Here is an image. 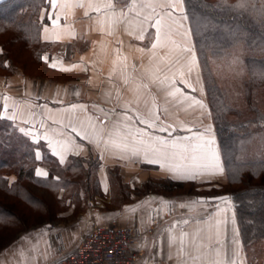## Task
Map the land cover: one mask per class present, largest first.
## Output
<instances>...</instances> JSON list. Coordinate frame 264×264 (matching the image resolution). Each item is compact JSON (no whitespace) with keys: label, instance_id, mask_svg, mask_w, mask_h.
Here are the masks:
<instances>
[{"label":"crops","instance_id":"crops-1","mask_svg":"<svg viewBox=\"0 0 264 264\" xmlns=\"http://www.w3.org/2000/svg\"><path fill=\"white\" fill-rule=\"evenodd\" d=\"M84 2L85 8L68 9L66 14H60V19L56 20L59 9L54 10L47 0V5L40 12V36L46 46L41 54V68L51 74L31 75L20 66L12 67L11 74H0V114L4 117L13 115L12 105H17L16 119L11 120L19 129L24 128L39 137L34 140L29 136L42 143L59 163V157L53 156L48 140L44 137L47 134L54 141L67 142L69 151L65 153L64 163H60L62 165L68 164L74 156L97 161L95 178L99 193L94 195L96 201L91 199L90 203L104 206L105 201L111 200L108 194L113 188V177L118 174L120 184L125 189L124 195L135 200L116 210L95 211V208L89 207L84 212L74 214L71 222L61 223L52 230H47L43 225L31 227L0 246V264H46L76 246L94 224L106 223L112 217H117L121 224L143 230L153 228L152 233L145 235L146 256L143 264H180L177 248L170 249L167 243L168 230L172 226H175L173 230L178 237L181 233L191 236L200 229L204 244L219 248L221 259L227 253L228 259H234L236 264H251L231 197H228L230 201L222 199L211 202L191 196L176 198L159 193L136 195L130 191L131 187L158 178L191 181L199 184L201 190L220 187L227 181L215 124L212 114L209 115L211 111L184 0L183 15L187 19L180 20L178 24L167 20L171 31L167 33V39L162 36L156 48L152 47L156 43L154 20L151 24L143 25V39L139 38L141 33L134 26L137 20L135 12L128 15L132 25L122 23L109 35L107 26L101 31L97 22L98 14L87 8L88 0ZM94 2L104 4L109 0ZM113 2L119 10L124 7L125 0ZM143 2L145 0H137V3ZM156 11L160 12L161 9L157 8ZM172 16L174 19L181 17L179 7L172 11ZM186 48H192L196 54L194 65L190 63L191 53L185 51ZM170 92L175 95H169ZM5 96L10 98L7 113L3 110ZM126 103L132 111L125 108ZM200 104L205 107L201 108ZM72 105H77V108L72 109ZM101 109L104 111L101 112ZM137 110L145 115L155 111L159 116L158 124L171 127L161 132L159 127L150 128L147 124H141L135 118ZM125 113L132 117V129H140L147 136H158L169 141L203 133L211 126L223 172L207 168L198 172L194 178L180 177L167 168L161 169L158 163H148L150 154L147 158L143 152L131 156L111 146H97L94 139L89 143L88 139L72 131V127H76L77 131L87 128L90 117L92 123L99 126L105 114L111 120L123 121ZM103 126L105 129L112 127L107 121L103 122ZM38 169L49 175L50 166L46 163L38 166ZM114 171H118V174ZM13 180L11 177L10 182ZM192 201L200 203L191 209L180 207V204ZM61 215L66 217V213ZM185 220L189 222L185 224ZM234 237L240 241L236 256H233L236 248Z\"/></svg>","mask_w":264,"mask_h":264},{"label":"trees","instance_id":"trees-1","mask_svg":"<svg viewBox=\"0 0 264 264\" xmlns=\"http://www.w3.org/2000/svg\"><path fill=\"white\" fill-rule=\"evenodd\" d=\"M184 3L227 181L215 189L198 192L200 185L197 183L158 178L147 181L140 189L142 193H163L176 198L191 196L197 200L202 195L229 194L234 201L242 240L248 248L251 242L264 240V158L242 156L239 146L241 141L247 140L248 131L240 130H244L249 121L258 127L264 122V108L257 103L258 94H261L259 89L264 87V0H184ZM46 5L47 0L0 1V67L3 69L0 74L8 75L12 67L19 66L10 56L15 45H18L15 51L28 50L42 64L41 54L46 46L40 36V12ZM239 47L248 51L244 60L247 78L243 82L248 116L233 105L211 65L223 61ZM21 68L29 71L28 66L22 65ZM37 151L41 154L39 160L36 159ZM46 161L55 162L58 168L54 172L50 167L51 173L46 178L58 181L62 191L60 198L68 187L74 188L80 183L77 175L82 171L86 174L84 179L87 178L84 181L89 184V163L94 160L74 156L68 164L62 165L42 143L26 136L11 119L0 114V190L13 196L20 195L32 204L36 198L28 188L21 187L20 181L42 180L35 170L39 162ZM13 174L16 178L10 182ZM17 180L19 186L16 188L14 183ZM152 181L161 189L147 186ZM17 222L22 228L33 224L23 214L0 202V225L16 226Z\"/></svg>","mask_w":264,"mask_h":264},{"label":"snow or ice","instance_id":"snow-or-ice-1","mask_svg":"<svg viewBox=\"0 0 264 264\" xmlns=\"http://www.w3.org/2000/svg\"><path fill=\"white\" fill-rule=\"evenodd\" d=\"M49 3L54 10L59 9L56 20L60 19V14H66V10L68 9L86 7L84 0H49ZM177 7L180 9L181 17L174 19L172 11H175ZM87 8L98 14L97 22L101 27V31H104L105 26H107L109 35L113 34L117 26L122 23L133 24L132 21L128 20L129 13L135 12L137 20L134 26L138 28L141 33L139 36L140 39H143V25L151 24L154 20L153 26L156 30V43L152 45L153 48H156L157 44L161 42L162 36L164 39H167V33L171 31V25L166 23L167 20H172L173 23L178 24L180 20L187 19V17L183 15V0H145L143 3H137V0H131L129 3L125 0L124 7L119 10H117L113 0H109L108 3L104 4L94 2V0H88ZM125 8L127 11H125ZM157 8H160L161 11L157 12ZM168 9H172V11H168ZM145 12H147V14H145ZM85 15H88L87 11ZM41 19H43V15ZM44 31L47 32L48 29L45 28ZM185 51L191 53L190 63L194 65L196 63L195 52L192 48H186ZM73 67H75V65ZM125 83H127V80H125ZM169 95H175V93L170 92ZM9 99L10 98L7 96L4 97L3 110L5 113L8 111ZM153 103L155 102L153 101ZM197 103L200 102L197 101ZM12 107L14 109L13 115L7 118L15 120V112L18 110V106L13 104ZM200 107L204 108L205 106L200 104ZM71 108L76 109L77 105H72ZM125 108L128 111H132L128 103L125 104ZM103 111L104 110L101 109V112ZM209 115H211V113H209ZM135 118L139 120L141 124H147L150 128L159 127V131L161 132L167 131L168 127H171V125L168 127L160 126L158 124L159 116L155 111H149L147 115H145L137 110ZM97 119L100 118L98 117ZM131 120L132 117L128 116L126 113L123 121L111 120L107 114H105L99 126L92 123V118L90 117L87 128H81L80 131H77L76 127H72V131L75 132L76 135L88 139L89 143H92L94 139L97 146L100 144H104L105 148L111 146L129 153L131 156H137L143 152L147 158L150 154L151 158L147 159L148 163H158L161 169L167 168L180 177L194 178L198 172L207 168H213L216 171L223 172V168L220 165V156L215 148L216 141L212 134L211 126L205 129L203 133H197L191 137H177L169 141L158 136H147V134L140 129H132L130 127ZM104 121L110 123L112 127L110 129H105L103 126ZM25 123H27V121H25ZM41 125L43 126V122H41ZM20 131L26 136H32L34 140L39 139V137L34 136L29 130L21 128ZM44 138L48 140V146L52 150L53 156H58L60 163H64L65 153L69 151V144L67 142L62 143L59 140L54 141L49 138L47 134ZM40 158L41 154L37 151L36 159L39 160ZM189 161L191 162L189 163ZM36 175L46 177L48 173L41 169H37ZM221 199L230 201L228 197H223ZM162 203L169 202L162 201ZM198 203H200V201H192L189 204L182 203L180 207H188L191 209ZM188 222V220L184 221L185 224ZM219 224L220 222L218 221L217 227H219ZM174 227L175 226H172V228L168 230L167 243L170 249L172 247L177 248V258L180 264H236L234 259H228L227 253H225L224 258L221 259L219 248H214L211 244H204L201 235L202 230L197 229L191 236H189L188 233H181L178 237L174 233ZM233 243L236 245V248L233 250V256H236L239 252L240 241L234 237ZM189 249H191V251H189ZM21 256H24L22 250ZM171 258V253H169V259ZM25 261L27 262L26 257Z\"/></svg>","mask_w":264,"mask_h":264},{"label":"rangeland","instance_id":"rangeland-1","mask_svg":"<svg viewBox=\"0 0 264 264\" xmlns=\"http://www.w3.org/2000/svg\"><path fill=\"white\" fill-rule=\"evenodd\" d=\"M13 47L16 48L18 47V45H15ZM15 48L12 53L10 52V56L13 57V63L15 65H19L20 67L22 65H24L25 67L28 66L29 67L28 73L31 75L41 76V75L51 74L49 72L45 73L44 72L45 70L44 71L42 70L41 68L42 64L38 62L35 57L29 54L30 52L28 50L17 52L15 51ZM247 54L248 51L246 49L239 47L233 53L227 56V58H225L223 61L211 63L215 74L218 76V80L220 84L222 85V87L225 88V90L232 98L233 105L235 104V106H237L238 109L242 110L240 113H244V115H247V111H248L247 103L244 101V85H243L244 80L247 78V71L244 64V60ZM36 64L41 65V67L39 68L32 67ZM0 72H3V69H1V67H0ZM12 72L13 71H10L9 74H11ZM259 93L261 94H258L259 101H257V103L259 106L264 108V87L259 89ZM240 131L245 133L246 131H248L246 134L247 140L241 141L239 146L242 152V156L244 158L245 157L264 158V122H261V127H258L256 123H254L253 121H249L245 129ZM43 163L45 162H39V165H37L36 170L38 169V166H40ZM46 165L54 168L53 169L54 172H56L55 169L56 170L58 169L56 167L55 162H47ZM97 165H98L97 161H92L89 163V170H91L89 184L85 182L87 180V178L84 179L86 177L85 172L82 171L81 173H78L77 178L79 179L80 183L77 184L74 188L68 187L67 191L64 193V195H62L63 196L62 198L59 197L61 189H59V185L57 184L58 181H56V179L47 180L45 176H38L42 180H36L37 182L34 181L31 183L29 180H25V179L20 181V183L22 184L21 187L28 188L31 191L34 198H36V201H33L32 203L33 205L28 203V199H24L20 195L17 197L0 190V202L11 206L17 212L23 214L29 222L33 223L27 228H22L19 222H17L18 224L16 226H14L15 224L11 226L4 224L0 225V246H4L7 242L12 240L16 235L28 230L31 227L34 228L35 226H42V225L45 226L48 223H56L58 225L61 223L67 224L73 220L72 218L74 214L77 215L80 212H84L89 207H92L93 209L95 208L96 209L95 211L98 210L109 211L108 209L116 210L115 208H120V206L124 205L125 203H132L135 199H131L130 197L128 198L126 197V195H124L125 189L120 184L118 171H114L118 175L117 177L116 176L113 177V181H112L113 188L108 194L109 196H111V200L109 199L108 201H105L104 206L103 204L100 203L98 204H96L95 202L90 203L91 199H94V195L99 193L98 183L95 178V170L97 168ZM50 173L51 172L49 171V174ZM14 175L16 174H13L12 179L16 178V176ZM55 176L57 175L55 174ZM18 182L19 181L17 180L14 183V186L16 185L15 186L16 188L19 186ZM144 185L131 187L130 189L131 193L140 195L142 193L140 188L144 187ZM150 185L158 190L161 189L153 181L147 184V186ZM212 188L215 189L217 187H212ZM202 190L199 188L197 189L198 192H202ZM209 190L205 189L206 192ZM159 195L166 196L163 193ZM94 201H96V199H94ZM69 211L71 212L69 213ZM62 213H66V217L62 216L61 215ZM247 252L251 264H264V240H257L255 242H251L247 248Z\"/></svg>","mask_w":264,"mask_h":264},{"label":"built area","instance_id":"built-area-1","mask_svg":"<svg viewBox=\"0 0 264 264\" xmlns=\"http://www.w3.org/2000/svg\"><path fill=\"white\" fill-rule=\"evenodd\" d=\"M57 226L48 223L45 228ZM152 232V227L143 230L112 217L106 223L94 224L76 246L46 264H143L145 235Z\"/></svg>","mask_w":264,"mask_h":264},{"label":"water","instance_id":"water-1","mask_svg":"<svg viewBox=\"0 0 264 264\" xmlns=\"http://www.w3.org/2000/svg\"><path fill=\"white\" fill-rule=\"evenodd\" d=\"M230 195L225 193V194H219V195H202L198 197V200L200 201H211V202H218L221 201L223 197H229Z\"/></svg>","mask_w":264,"mask_h":264}]
</instances>
